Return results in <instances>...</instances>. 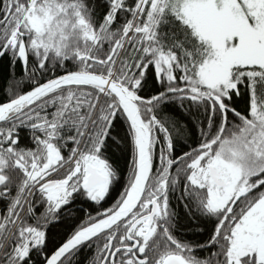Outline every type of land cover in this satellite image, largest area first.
Masks as SVG:
<instances>
[{
	"label": "trees",
	"instance_id": "16d2710c",
	"mask_svg": "<svg viewBox=\"0 0 264 264\" xmlns=\"http://www.w3.org/2000/svg\"><path fill=\"white\" fill-rule=\"evenodd\" d=\"M141 4L142 0H0V106L68 73L112 78L133 94L143 120L150 122L149 181L156 180L157 166L179 158L177 165L184 167L198 160L216 164L229 158L237 160L234 177L247 190L242 203L253 205L264 198V68L235 69L234 87L223 94L208 87L194 92L190 79L206 62L207 43L177 10L168 6L149 21L150 7L142 9ZM27 13L50 17L49 27L40 32L30 28ZM132 25L147 29L130 34ZM22 44L26 68L18 57ZM49 148L54 164L65 163L68 174L75 164L93 161L107 172L108 190L98 206L92 192L75 193L68 211L46 229L44 245L21 264H45L67 240L95 223L96 213L117 206L136 173L137 134L119 98L95 85L60 87L0 123L7 179L2 190L8 198L4 218L9 222L16 212L13 203L29 182L23 171L33 164L41 166ZM178 170L170 178L171 188L176 187L173 182L187 180V169ZM191 195L179 193L172 199L178 227L191 240L203 241L214 224L194 212L199 200ZM96 240L70 251L58 264H96L103 250Z\"/></svg>",
	"mask_w": 264,
	"mask_h": 264
},
{
	"label": "flooded vegetation",
	"instance_id": "af4514ba",
	"mask_svg": "<svg viewBox=\"0 0 264 264\" xmlns=\"http://www.w3.org/2000/svg\"><path fill=\"white\" fill-rule=\"evenodd\" d=\"M48 151L41 166L33 164L23 171L29 182L22 196L13 203L16 208L13 222L4 218V203L8 198L2 188L7 179L2 160L4 154L0 151V177L5 180L0 185V264H21L31 252L44 245L46 229L59 222L58 214H65L75 193L85 189L88 165L107 178L104 184L88 191L96 195L93 201L97 206L108 190L107 172L94 165L93 161L75 164L68 174L67 165L64 163L60 167L54 164L56 158L50 148ZM180 160L157 166L154 176L158 179L149 181L148 178L141 199L129 204L134 208L119 214L112 227L95 237L103 247L96 264H264V228L257 227L246 218L247 212L263 198L245 206L242 197L247 190L242 181L236 182L237 193L232 194L230 190L234 189V184L225 179V173L217 170L212 161L206 160L201 164L198 160L184 167L177 165ZM182 168L187 169V180L173 182L176 187L171 188L169 182L174 170ZM210 169H214L213 175ZM152 172L153 169L150 174ZM55 182H67L68 186L65 195L54 202L43 186ZM186 185L193 188L189 190ZM130 193L134 198V192ZM179 193L193 194L192 200H199L194 212H199L202 218L214 224V229L203 241L191 240L180 232L172 202L174 195ZM125 199L104 213H96V225L116 214ZM38 237L41 238L39 244L36 243Z\"/></svg>",
	"mask_w": 264,
	"mask_h": 264
},
{
	"label": "rangeland",
	"instance_id": "374dc122",
	"mask_svg": "<svg viewBox=\"0 0 264 264\" xmlns=\"http://www.w3.org/2000/svg\"><path fill=\"white\" fill-rule=\"evenodd\" d=\"M141 6L142 9L150 7L149 21L168 6L177 10L183 21L207 43L210 51L206 62L197 76L190 79L194 92L208 87L206 89L223 94L234 87L235 69L264 68V0H142ZM25 17L28 26L38 28V32L45 25L49 27L50 17L28 13ZM145 28L132 25L129 32L133 34L145 31ZM145 125L149 131L148 120H145ZM235 161L228 158L215 164L217 170L225 173V179L234 184V189L230 190L232 194L237 193L236 182L239 181L234 177L237 174ZM252 208L246 218L257 227L264 228V198ZM40 242L38 237L36 243Z\"/></svg>",
	"mask_w": 264,
	"mask_h": 264
},
{
	"label": "water",
	"instance_id": "95a60500",
	"mask_svg": "<svg viewBox=\"0 0 264 264\" xmlns=\"http://www.w3.org/2000/svg\"><path fill=\"white\" fill-rule=\"evenodd\" d=\"M15 46V43H14ZM19 59L22 61L23 66L26 68L27 66V54H26V48L24 44L20 46L19 53H18ZM78 77H84V78H89V79H94L95 81L99 82L100 85H95L99 86L102 88H105L106 90L111 91L114 93L120 100V103L129 118L133 128L136 131L137 134V147H138V139L141 138V143L145 147L143 152H140L139 147H138V158L136 162V173L135 177L133 180V184L131 188L133 187H138V198L135 200V203L141 199V196L143 194L144 188L146 186L147 180L149 178V175L151 173L152 169V161H151V133L147 130L145 122L141 116V113L139 111L138 105L136 103V99L133 96L132 93H130L125 87L120 85L119 83H116L113 81L112 78H107L102 75H96V74H91L87 72H72L68 73L65 75H61L59 77H56L44 84H41L31 91L25 93L24 95L20 96L19 98L13 100L12 102L0 106V108H3V111L0 115V123L5 121L10 115H12L15 112L21 111L24 106H28L29 104L33 103L34 101L44 97L45 95L57 90L60 87L63 86H69V85H63V83L67 80L73 79V78H78ZM126 98L130 99L131 103V110L130 114L134 119L138 120V123L135 125L132 122V117L128 115L126 112V109L124 108ZM135 108V112L132 110ZM51 162V160H50ZM145 164L150 165V170L147 175L144 174L143 172V166ZM211 175L212 173L215 172L214 169H210ZM86 172L89 174V176L86 179V182L84 184L85 190L86 191H92L94 190L97 186L104 184L107 181V178H104L101 176L96 168L91 167L88 165L86 168ZM4 178L0 177V185L4 183ZM68 183L67 182H55L52 184L44 185L43 189L44 191L50 192V197L55 201L58 200V198L61 195H65L66 190H67ZM130 188V189H131ZM129 189V190H130ZM127 196V195H126ZM126 198V197H125ZM134 206H129L125 204V202L121 205V207L118 209L117 213L114 214L113 216L107 218L106 220H103L101 222H104L93 230L92 234L89 237H83L80 236L78 232L75 234L72 238H70L68 241H66L55 253L51 256V258L48 260L46 264H58L59 261L70 251L74 250L78 246L87 243L91 239L95 238L97 235L102 234L103 232L107 231L110 227L113 226L114 221L117 219L119 214H124L130 210H132ZM95 224H92L91 226H94ZM90 226V227H91ZM89 228V227H87Z\"/></svg>",
	"mask_w": 264,
	"mask_h": 264
},
{
	"label": "bare ground",
	"instance_id": "6f19581e",
	"mask_svg": "<svg viewBox=\"0 0 264 264\" xmlns=\"http://www.w3.org/2000/svg\"><path fill=\"white\" fill-rule=\"evenodd\" d=\"M83 84H85V85H100V83L95 81L94 79H89V78H84V77L73 78V79L67 80L63 83V85H83ZM130 107H131L130 99L126 98L124 108L126 109V112L128 113V115L131 116V114H130L131 108ZM2 111H3V108H0V115H1ZM132 111L135 112V108ZM131 119H132L133 124L136 125L138 123L137 119H134L133 117ZM138 147H139L140 152H143L145 147L141 143V138L138 139ZM149 170H150V165L145 164L143 166L144 174L147 175ZM131 191L134 192V195H135L134 198L132 196V193H130ZM137 198H138V187H133L127 193V196L125 199V204H127V205L132 204L135 202V200H137ZM120 218H121V216L119 217V219ZM101 224L102 223L91 226V227L81 231L79 233V235L83 236V237H89L92 234L93 230H95L97 227L101 226Z\"/></svg>",
	"mask_w": 264,
	"mask_h": 264
}]
</instances>
